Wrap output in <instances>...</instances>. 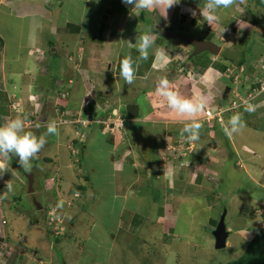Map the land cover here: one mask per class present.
I'll return each instance as SVG.
<instances>
[{
	"label": "crops",
	"instance_id": "1",
	"mask_svg": "<svg viewBox=\"0 0 264 264\" xmlns=\"http://www.w3.org/2000/svg\"><path fill=\"white\" fill-rule=\"evenodd\" d=\"M166 2L161 0L154 9L130 11L121 0H0V124L25 116L24 107L35 100L43 106L33 116L26 115L30 122L26 129H42L57 122L58 146L68 141L67 136L69 140L78 138L68 122L79 116L87 118L92 123L84 131V140L77 141L82 143L75 166L78 171L88 170V182H96L102 190L110 189L107 197L117 212L115 226L109 225L111 233L107 235L112 234L113 240L123 235L138 236L142 257L157 253L162 264H179L182 257L197 253L199 256L189 257L187 262L200 263L205 244L196 243V234L215 245L212 231L224 208L226 245L234 233L242 235L249 230L246 234L253 239L264 224V214L260 213L264 211V91L256 90L257 80L264 73V14L256 12L264 13V0H235L231 8L221 9L226 28L221 36L219 26L211 28L202 23L204 0H182L167 9L164 17ZM183 15L188 17L183 21L187 25L176 27ZM150 29L155 44L149 58L139 62L135 83L123 84L117 75L119 60L129 54L138 57L139 37L151 35ZM159 30L205 40L219 47V52L194 54L190 45L162 37ZM229 46L233 50L240 47L243 53L236 62L227 53ZM255 47L259 49L254 51ZM162 49L166 51L163 58ZM233 62L244 67L242 73L247 72V79L254 80L250 83L242 78L241 85L233 87L234 76H226ZM178 69H185L188 76ZM164 77L194 101L204 97L205 110L222 109L224 122L242 112L246 126L228 137L221 123L209 127L208 121L201 122V139L192 143L194 155L177 157L176 162L171 151L174 144L179 140L191 142L179 134L188 121L155 103L153 90ZM61 89L67 91L65 99H61ZM248 97H252L248 102L254 111H244L249 104L244 106L240 101L236 103L241 106L231 110L233 102ZM130 104L138 107L136 119L127 115ZM113 109H119L118 116H112ZM204 118L205 114L198 119ZM63 120L67 123L59 122ZM56 160L53 162L59 164L66 159ZM11 163L9 171L0 177V246L5 248L0 255L5 252L6 264L17 261L18 254H27L25 240L18 252L15 250L18 240L25 239L26 229L11 227L6 216L12 199H17L8 192L7 183L17 181L22 187V168ZM59 178L57 186L61 187L62 176ZM243 188L247 191L239 194L238 189ZM229 218L235 223L229 224ZM144 224L152 225V229L141 234ZM142 246H147L145 251Z\"/></svg>",
	"mask_w": 264,
	"mask_h": 264
},
{
	"label": "rangeland",
	"instance_id": "2",
	"mask_svg": "<svg viewBox=\"0 0 264 264\" xmlns=\"http://www.w3.org/2000/svg\"><path fill=\"white\" fill-rule=\"evenodd\" d=\"M130 11H132V8H130ZM256 14L264 13L259 11L256 12ZM194 17L196 18V16ZM183 21H188L186 15L179 18V23H177L176 27L187 25V23ZM11 39H15L14 36H12ZM230 48L231 46L227 48V53L228 55L232 54L231 58L235 59L236 62L243 53H240V47L239 49L234 50ZM257 49L255 47L254 51ZM258 55L259 57L262 56L260 53H258ZM86 56L87 55H85V58ZM250 58L256 60V58H253L252 56ZM260 59H257V65H260ZM235 62H233L234 66L231 65L228 67L226 73L227 78L234 76L232 82L233 87L235 85L237 87L240 86L242 78L245 82L254 80L253 77L249 76H247V79V72L242 73L244 67L238 66ZM184 70L178 69L177 71H180V73L184 72L185 74L186 71ZM188 74L189 73L186 72V76H188ZM193 81L196 84H202V81L200 80L198 81L193 78ZM227 85L232 87L230 84ZM211 86L212 82L207 88L211 89ZM251 99L252 97H248L247 99L240 98L235 102L240 101L241 104L246 106L247 104L250 105L249 102H251ZM241 100H244V102ZM30 101L29 107H24L23 111L24 115L26 114L27 116H33L35 110L43 106L35 100ZM137 103L141 107V104L139 102ZM223 109H225L223 112L226 113V108ZM206 111H210L211 116L208 118L205 115V120L200 122L208 121L207 125L209 127L214 123H221L222 118L219 114L221 111L218 109L216 112H212L208 109H206L205 112ZM107 120L109 121V119L104 118V121L107 122ZM59 122L62 124L67 123L65 120ZM67 125L69 126V124ZM106 126L109 127L110 131L112 130L109 125L106 124ZM46 128L47 127L36 129L29 127L27 130L40 136L46 132ZM134 129L136 131L135 133L138 134L139 130L137 127H134ZM84 131L85 129L79 131V135L77 136L79 139L84 140ZM143 134L147 135V133H142V135ZM210 136H212V133ZM67 137L68 141L65 140L62 145L57 146V135L48 136L45 148L41 151L38 158L32 161V171L28 172L26 169H22L19 173L22 180V187L17 181L13 184L11 183L14 189L12 192L13 198L17 199L14 201L12 199L13 204H11L10 209H7L6 216L11 227L15 228L16 226H19L22 231L23 229H26V232L23 235V238L25 239L20 238L18 240V243L15 245V250L18 252L24 244L23 240H25L27 244L24 246H26V253L28 254L21 256L18 254L19 256H16L17 261H14L12 264H94V262H100L102 264H145L146 262L147 264H162V261L157 259V253L152 257L145 255H143L144 258L142 257L143 252L140 248L141 244L138 240V236L128 238L125 237L126 235H123L122 238L113 240V238H111L112 234L110 236L107 235L111 233L109 232L111 229L109 225L112 224V226H115L113 219L117 212L116 207H113L111 204V197H107L110 195V189L105 187L102 190L99 184H94L96 182H88L86 180V178H88V170H82L85 171V173L81 170L78 171L75 162L76 160H80L82 141L77 142V139L71 141L69 140L70 137ZM58 147L60 148L55 151V148ZM171 151L174 152L173 158L176 160L177 157H181L179 159H183V157L186 158V154L188 157L194 155L196 149L192 143L179 140L174 144ZM57 155L59 158H56ZM56 159H59L60 161L64 159L66 160L59 164L54 161L56 163V165H54L53 160ZM176 162H178V159ZM11 164L20 167L15 158L12 160ZM239 167H241V165H239ZM27 175H32V190L34 193L28 192L29 178H27ZM60 175L62 176L60 183L61 187L57 186L59 182L58 180H60ZM90 180L91 178H89V181ZM215 180H217V178ZM238 191L239 194H242V192L245 193L247 189H238ZM34 199L36 200V203L38 202L44 209L38 210ZM61 200L64 202L63 207H58L57 205ZM223 212L226 213L225 208L222 210L220 217ZM260 213L264 214V211L262 212L261 210ZM51 218L53 221L52 227H49V224L46 226V222H49ZM227 221L229 224L235 223L233 218H229ZM225 226L226 228L228 226L226 222ZM260 227L259 232L257 233L255 232L257 230H255L251 236L254 237L256 233L257 235L261 232L263 233L264 224H261ZM234 228L235 225L233 229ZM151 229L152 225L144 224L139 232L145 234ZM152 233H155V231ZM208 234L211 235L210 230H207V235ZM195 241L198 244H205V250L200 254L203 258L198 259L200 260V263L194 260L190 263L187 262V258L199 256V253H197L193 256L187 255V257H182L179 259V264H244V262L237 263V261L244 256L245 250L251 242V239L247 234L243 233L242 235H237L234 233L228 239L230 242L229 245L227 244L224 249L218 251L215 250L214 244H211L210 240L206 237H203L202 239L196 234ZM154 243L155 240L152 239V244ZM142 248L145 251L147 246H142ZM4 249V247L0 248V252ZM160 249L161 248L154 249L153 251H159ZM1 257L2 260L7 261L5 252L4 255H0V259ZM152 259L153 261H151Z\"/></svg>",
	"mask_w": 264,
	"mask_h": 264
},
{
	"label": "clouds",
	"instance_id": "3",
	"mask_svg": "<svg viewBox=\"0 0 264 264\" xmlns=\"http://www.w3.org/2000/svg\"><path fill=\"white\" fill-rule=\"evenodd\" d=\"M95 2L99 3V0H95ZM160 2L161 0H121V3L125 6H130L132 9L140 11L154 9ZM181 2L182 0H167L164 7L163 16L166 17L167 9L172 8L175 5H179ZM234 4L235 0H204L203 11L200 8V15L203 17L202 23H207L209 26H211V28L213 25L219 26L221 36L222 33L226 31V28L220 10H227ZM190 11L192 15H196L194 10ZM149 31L151 35L143 34L139 37V42L136 45V50L139 53L138 57L134 59L132 55L129 54L119 60L117 65V75L119 76V79L123 80V84H134L137 79L139 62L146 61L149 58L150 49H152L155 44V41L151 38L152 35H155L153 33V29H150ZM165 54V49H162L161 58H163ZM263 64L264 63H262V65ZM259 79L257 80V88H259ZM153 96L155 98L156 104L161 107H166L177 117L188 121L180 129L179 134L181 138H186L193 144L198 143L201 139L200 130L203 126L198 118L204 114L206 108V101L204 97H198L194 101L191 96L183 95L179 87L170 82L167 77L160 78L158 80L153 90ZM244 111L251 112L254 111V108L249 105L248 107L244 108ZM118 115L119 109H113L112 116L116 117ZM209 115H211V113H209ZM242 115V112H236V114L232 115L227 122L221 120L222 130L226 136L232 137L234 134L239 133L241 129L246 126L245 122L242 120ZM79 118L83 117L79 116L68 122L71 126H73L74 130L77 132V135H79V131L83 130L78 129V125L74 123V120ZM26 123L30 122L28 121V117L25 115L8 119L7 122L0 124V177H2L5 172L9 171L10 163L14 158L17 160V163L22 169H26L28 172L32 171V161L38 158L41 151L45 148L47 137L58 134V125L55 121L47 123L46 132L40 136L35 135L32 131H28L26 129ZM39 126L40 125L37 124V127ZM119 126L120 128L123 126L121 118ZM77 140L81 139L78 137ZM7 189L9 193L14 191L13 185L11 183H7ZM34 202H36L35 199ZM63 203L64 202L61 200L57 206L63 207ZM42 209L44 208L41 207V209L38 210ZM4 223L5 220L2 221V224ZM47 224H49V227H52L53 221L50 220L49 222H46V226ZM248 231H246L245 234ZM0 264H6V261L0 259Z\"/></svg>",
	"mask_w": 264,
	"mask_h": 264
},
{
	"label": "water",
	"instance_id": "4",
	"mask_svg": "<svg viewBox=\"0 0 264 264\" xmlns=\"http://www.w3.org/2000/svg\"><path fill=\"white\" fill-rule=\"evenodd\" d=\"M157 33L165 38L168 39H172V40H180L183 41L184 43L190 45L193 49H194V54H197L203 50L210 52L211 54L217 55L219 52V47H217L216 45H214L213 43L207 42L205 40L199 39V38H191L186 34L183 33H178V32H167V31H157ZM126 111H127V115L129 118L131 119H136L138 117V107L136 105L130 104L127 105L126 107ZM44 121V120H42ZM29 178V186H28V192L32 193V184H33V180H32V175H28ZM35 205L37 207V209H41L40 205L38 203L35 202ZM225 215L226 213L223 212V214L221 215L219 222L216 226V228L214 229L212 235L214 237L215 240V245L214 248L215 250H222L225 248L226 246V240L228 238V231L226 230V226H225Z\"/></svg>",
	"mask_w": 264,
	"mask_h": 264
},
{
	"label": "trees",
	"instance_id": "5",
	"mask_svg": "<svg viewBox=\"0 0 264 264\" xmlns=\"http://www.w3.org/2000/svg\"><path fill=\"white\" fill-rule=\"evenodd\" d=\"M64 94L61 99L67 97V91L61 89ZM62 94V95H63ZM244 262V264H264V231L259 233L248 244L242 259L238 260L237 263Z\"/></svg>",
	"mask_w": 264,
	"mask_h": 264
},
{
	"label": "built area",
	"instance_id": "6",
	"mask_svg": "<svg viewBox=\"0 0 264 264\" xmlns=\"http://www.w3.org/2000/svg\"><path fill=\"white\" fill-rule=\"evenodd\" d=\"M262 69H263V72H264V64L262 65ZM256 90L257 91H264V73L261 76V78L259 79V88H257ZM61 92H63V91L61 90ZM62 94H61V96L64 97V94L63 95ZM241 105H243V104H241ZM241 105L236 103V102H233V104L231 105V110L236 109L237 107H239ZM218 110L222 111V109H218ZM209 113H210V111H206L205 112V115L208 118L211 116V115H209ZM74 123L76 125H78V129H84V128H87L91 122L88 119L79 118V119L74 120ZM51 221H52V219H51ZM54 229H56V228H54Z\"/></svg>",
	"mask_w": 264,
	"mask_h": 264
},
{
	"label": "bare ground",
	"instance_id": "7",
	"mask_svg": "<svg viewBox=\"0 0 264 264\" xmlns=\"http://www.w3.org/2000/svg\"><path fill=\"white\" fill-rule=\"evenodd\" d=\"M49 212H50V211H49ZM50 214H51V213H50ZM50 214H49V215H50ZM2 247H3V246H0V248H2Z\"/></svg>",
	"mask_w": 264,
	"mask_h": 264
}]
</instances>
